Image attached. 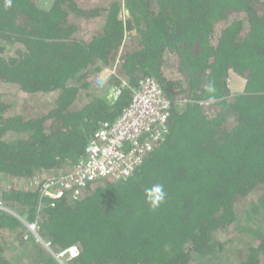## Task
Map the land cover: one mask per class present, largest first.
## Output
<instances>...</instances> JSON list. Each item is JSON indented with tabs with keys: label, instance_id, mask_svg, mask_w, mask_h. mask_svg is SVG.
<instances>
[{
	"label": "trees",
	"instance_id": "1",
	"mask_svg": "<svg viewBox=\"0 0 264 264\" xmlns=\"http://www.w3.org/2000/svg\"><path fill=\"white\" fill-rule=\"evenodd\" d=\"M149 76L172 108L143 162L45 195L34 178L71 171ZM0 85V264H20L16 251L62 264L54 253L72 245L67 264H264V0H0Z\"/></svg>",
	"mask_w": 264,
	"mask_h": 264
},
{
	"label": "built area",
	"instance_id": "2",
	"mask_svg": "<svg viewBox=\"0 0 264 264\" xmlns=\"http://www.w3.org/2000/svg\"><path fill=\"white\" fill-rule=\"evenodd\" d=\"M118 60L112 68L97 75L95 84L98 88L108 86L109 79L116 73ZM121 93L122 89L115 87L111 96L117 98ZM171 108L172 102L159 81L153 76L146 77L135 89L132 101L123 113L114 121L103 122L94 133L86 147L84 159L71 171L61 169L50 176H37L34 184H42L45 195L63 198L68 190L85 188L102 179L120 180L129 177L168 133ZM0 208L4 209L1 205ZM24 222L41 241L37 224ZM45 244L51 246L50 243ZM79 254L78 246L72 245L57 253V257L71 261Z\"/></svg>",
	"mask_w": 264,
	"mask_h": 264
},
{
	"label": "rangeland",
	"instance_id": "3",
	"mask_svg": "<svg viewBox=\"0 0 264 264\" xmlns=\"http://www.w3.org/2000/svg\"><path fill=\"white\" fill-rule=\"evenodd\" d=\"M94 1H98V0H94ZM230 82H231V88H232V90H233V92L234 93H236V92H241L243 89H244V86H245V82H244V80L240 77V76H238L237 74H232L231 75V77H230ZM6 88V86L4 87V85L2 86V85H0V92H5L6 90H8V88L7 89H5ZM15 93V92H14ZM11 94H10V92L8 91L7 92V98H10L11 96H10ZM12 233H14V232H12ZM27 233V232H26ZM15 234V233H14ZM27 235H29L28 237H25L24 236V238L25 239H29V237H30V234L29 233H27ZM228 235V236H227ZM226 237H227V239H230V242H227V247H226V256L227 257H230V256H232V252H233V250H234V248L236 247V245L234 244V243H237V240H236V242H234V240L235 239H238L237 238V234H236V232L234 231H232L231 233L229 232L228 234H225V235H223V234H221V239H223V240H226ZM37 239V238H36ZM37 241H39L38 239H37ZM41 242V241H40ZM42 243V242H41ZM17 245H18V242L15 244V243H13V241H11V247L9 248V246H8V249L9 250H11V253H13L14 252V249H16L17 250ZM42 245L47 249V250H49V251H52V249H51V247L50 246H47L45 243H42ZM17 252V254H16V257H17V255H18V257H20L21 256V261H20V264H29L30 262H29V259H27V255H25V257L21 254V253H18V251H16ZM20 252H22L21 250H20ZM10 253V254H11ZM54 255L57 257V253H54ZM58 258V257H57ZM28 260V261H27ZM58 260L62 263V264H67V260L66 259H62V258H58Z\"/></svg>",
	"mask_w": 264,
	"mask_h": 264
},
{
	"label": "clouds",
	"instance_id": "4",
	"mask_svg": "<svg viewBox=\"0 0 264 264\" xmlns=\"http://www.w3.org/2000/svg\"><path fill=\"white\" fill-rule=\"evenodd\" d=\"M145 191H146L147 200L150 202L151 207L153 209L158 208L165 201L166 193L164 192L162 185H160V184L153 185L151 188L146 189ZM44 243H45V241H44ZM79 256H80V254L77 257H75L74 259L78 258ZM74 259H72V260H74ZM71 261H67V262H71Z\"/></svg>",
	"mask_w": 264,
	"mask_h": 264
},
{
	"label": "water",
	"instance_id": "5",
	"mask_svg": "<svg viewBox=\"0 0 264 264\" xmlns=\"http://www.w3.org/2000/svg\"><path fill=\"white\" fill-rule=\"evenodd\" d=\"M126 14H129V10H126ZM121 16H123V13L121 12ZM42 243H44L43 239H41ZM82 264V263H79Z\"/></svg>",
	"mask_w": 264,
	"mask_h": 264
}]
</instances>
